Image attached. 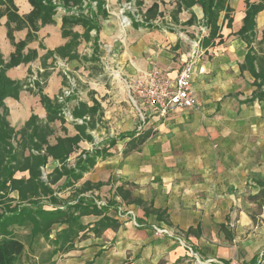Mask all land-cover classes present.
Instances as JSON below:
<instances>
[{"label": "crops", "instance_id": "crops-1", "mask_svg": "<svg viewBox=\"0 0 264 264\" xmlns=\"http://www.w3.org/2000/svg\"><path fill=\"white\" fill-rule=\"evenodd\" d=\"M81 1L70 6L60 1L48 15L31 14L28 0H13L23 19L19 28L6 13L0 17V56L7 61L14 43L21 41L22 56H28L6 71L22 82L17 96L4 99L8 122L16 131L31 115L46 121L39 88L57 101L64 119L50 124L51 144L56 137L78 134L75 124L89 122V115L73 117L80 103L99 105L89 122L94 127L86 129L91 138H81L65 166L49 157L41 169L44 180L55 168L71 169L50 184L57 203L43 197L42 209L63 210L78 201L90 209L95 199L109 206L97 207L100 215L80 216L85 228L68 243L70 248L56 250V264H264V80L254 76L259 59L264 71V7L255 15L252 31L239 33L247 1L264 0H226L228 11L222 10L217 20L219 37L209 43L203 8L196 0H135L139 19L123 8L127 0ZM5 9L0 4V11ZM121 15L128 25L121 24ZM72 17L90 22L87 37L82 24L70 22ZM198 38L205 73L193 77L197 105L148 118L138 130L141 120L122 106L129 102L126 82L146 72L151 61L175 76L189 56L190 42ZM102 50L107 69L123 82H88L86 89L82 76L95 73ZM247 53L256 57L253 65L246 64ZM68 89L71 94L60 100ZM113 121L120 123L108 135L99 131V123ZM143 136L141 144L131 143ZM28 176V171L14 175ZM58 182L65 187L57 190ZM55 188L57 194L71 188L73 196L64 201ZM11 197L16 199L17 192ZM118 205L133 210L140 226L128 217L115 219ZM103 216L118 226L97 236L91 229ZM153 226L174 235L157 236ZM66 228L54 224L48 240L24 229V238L19 237L25 244L21 262L45 264L50 246L57 248L52 241Z\"/></svg>", "mask_w": 264, "mask_h": 264}, {"label": "trees", "instance_id": "trees-1", "mask_svg": "<svg viewBox=\"0 0 264 264\" xmlns=\"http://www.w3.org/2000/svg\"><path fill=\"white\" fill-rule=\"evenodd\" d=\"M28 1L33 6L31 14L44 12L48 15L55 11L60 1L63 6L78 5L82 2L81 0ZM196 2L203 8L204 17L209 28V34L205 42L209 43L217 36L219 37L217 35V20L222 10L228 11V7H225L226 0H196ZM0 4L6 5L5 11H0V17L6 13L8 21L15 23V28L21 27L20 23L23 19L16 13L13 0H0ZM153 7L154 5L148 10H152ZM263 7V2L250 4L247 1L243 26L239 31L241 35L252 31L254 17ZM26 18L30 19V17ZM70 22L82 24L85 27L83 34L87 37L91 27L88 20L83 19V17H72ZM7 35L12 41V30L10 27H8ZM74 36L77 37V35ZM24 45L25 42L23 41L14 43L15 51L7 61L0 56V264L22 263L25 244L19 238L18 229L29 228L33 237L42 236L48 240V235L54 224H66L67 228L60 231L52 241V244L57 246L56 252V250L70 248L71 245L68 243H71L78 235V232L85 228L79 222L80 216L88 213L101 214V211L95 207L96 205L89 209L81 201L63 210L55 208L47 211L42 209V205L39 204L43 197H49L51 202L57 203L56 198L53 197V190L50 184H55L65 173L70 172L65 170V167H61V169L55 168L44 180L42 178V167L45 166L49 157L63 166L69 155L77 148L81 138H91L86 134V129L89 126L91 128L94 127L89 122L97 112L99 105L94 103L91 107H87L84 103H80L79 107L73 110V117L83 118L85 115H89V122L84 121L81 125L75 124L78 134L56 137L55 143L51 144L48 138L54 133V130L50 124L55 120L63 122L64 119L57 101L50 100L45 96L39 88V83L36 82L35 87L39 88L38 94L41 104L47 111L46 121L42 122L36 116L31 115L24 125L16 131L8 122V108L4 103V99L9 96H17L22 87V82L9 78L6 75V71L8 68L26 62L28 56H22L21 52ZM255 60H257L256 57L250 53L246 54V64L253 65ZM254 76L260 81L264 80L263 64L260 59L258 71ZM25 84H27V81H25ZM145 138L146 136L139 137L137 140L133 139L131 143L141 144ZM23 171H28V178L14 177L16 172ZM74 178H79V175H74ZM12 192H17L16 199L11 197ZM117 226L116 220L103 216L92 227L91 231L98 236L105 229L117 228Z\"/></svg>", "mask_w": 264, "mask_h": 264}, {"label": "built area", "instance_id": "built-area-1", "mask_svg": "<svg viewBox=\"0 0 264 264\" xmlns=\"http://www.w3.org/2000/svg\"><path fill=\"white\" fill-rule=\"evenodd\" d=\"M134 3L135 0H127L123 8L138 18ZM121 23L123 26H126L129 24V21L125 16L121 15ZM200 59V38H198L190 42L189 56L183 61L181 68L175 76H169L161 71L156 63L151 61L150 68L146 72L135 78H130L126 82L129 92V103L138 112L139 119L141 120L138 130L147 123L148 118L164 117L177 109H189L197 105L193 88V77L205 73V67L199 63ZM70 94L71 89L65 90L59 99L62 100L63 97H67ZM94 204L98 208L109 207L107 201L104 199H95ZM114 217L117 220L128 217L134 226H140L135 212L125 206H116ZM152 229L157 236L174 235L170 229L165 227L153 226ZM191 255L195 256L193 252H191Z\"/></svg>", "mask_w": 264, "mask_h": 264}, {"label": "rangeland", "instance_id": "rangeland-1", "mask_svg": "<svg viewBox=\"0 0 264 264\" xmlns=\"http://www.w3.org/2000/svg\"><path fill=\"white\" fill-rule=\"evenodd\" d=\"M138 19V18H137ZM121 22V21H120ZM122 24V23H121ZM105 52L102 50V54L100 55V57L98 58V60L96 61V69H94L95 71H93V72H95V73H93V74H88V76L86 75V76H82V79H83V81L84 82H82V85H86V87H84V88H86V89H89V85H88V82H90L91 83V85H94V83H99V82H103V81H105V80H120V81H122L123 80V78H118L119 77V74L116 72V71H114L113 72V70L112 69H107V63H106V60H105V54H104ZM106 74L105 76H104V74ZM114 74V75H113ZM117 74V75H116ZM123 82V81H122ZM68 84H69V81H68ZM125 95V94H124ZM63 99V98H62ZM123 106V108H125V109H132V112L134 113V117H137V118H139V115H138V112L135 110V108L128 102H125V104H123L122 105ZM131 117H132V115H131ZM68 120H70V121H72V118L71 117H68L67 118ZM119 121H113V122H111L110 124H108V125H105V126H103V124L101 125V123H99V131H106L105 133H106V135H108V132L110 133V131L113 129V127L115 126V125H117V123H118ZM120 123V122H119ZM53 128V127H52ZM104 128V129H103ZM69 129H71V128H69ZM53 135V134H52ZM104 135V134H103ZM65 164V163H64ZM65 166V165H64ZM65 170H67V171H69V170H71V169H67V168H65ZM68 174H70V172L68 173ZM58 188H57V190H60V188L59 187H65L64 186V183H62V182H58ZM67 185V184H66ZM55 190H56V188H55ZM57 190H56V195H60L62 198H60V199H62V200H66V199H70L71 198V196H73V194H72V192H71V188L70 189H66L63 193H62V191L61 192H58V194H57ZM58 201H60V200H58ZM40 204V203H39ZM35 205V204H34ZM31 206H33V205H31ZM30 206V207H31ZM29 207V208H30ZM34 207V206H33ZM32 208V207H31ZM18 233H19V235H20V237L21 238H24V235H25V232H24V229H18ZM39 238H40V236H39ZM42 241V240H41ZM39 247H41L40 246V243L36 246V250H37V252H36V254L37 255H39L40 254V252H41V248H39ZM45 249L47 250L48 248L47 247H45ZM48 255L45 257L46 259H48V261L45 263V264H56L58 261L57 260H59V259H56V258H58V255H56L55 254V249H53V247L52 246H50V250L48 251ZM63 258H64V255L61 253L60 254ZM223 263L225 264V262L223 261ZM22 264V263H21Z\"/></svg>", "mask_w": 264, "mask_h": 264}, {"label": "bare ground", "instance_id": "bare-ground-1", "mask_svg": "<svg viewBox=\"0 0 264 264\" xmlns=\"http://www.w3.org/2000/svg\"><path fill=\"white\" fill-rule=\"evenodd\" d=\"M117 75V74H116Z\"/></svg>", "mask_w": 264, "mask_h": 264}]
</instances>
